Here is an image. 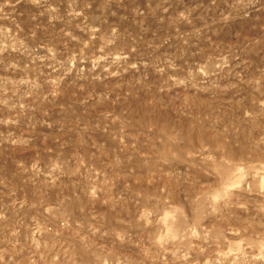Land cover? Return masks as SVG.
Returning <instances> with one entry per match:
<instances>
[{"label": "rangeland", "instance_id": "374dc122", "mask_svg": "<svg viewBox=\"0 0 264 264\" xmlns=\"http://www.w3.org/2000/svg\"><path fill=\"white\" fill-rule=\"evenodd\" d=\"M0 264H264V0H0Z\"/></svg>", "mask_w": 264, "mask_h": 264}]
</instances>
